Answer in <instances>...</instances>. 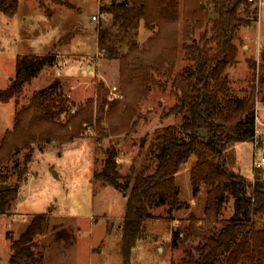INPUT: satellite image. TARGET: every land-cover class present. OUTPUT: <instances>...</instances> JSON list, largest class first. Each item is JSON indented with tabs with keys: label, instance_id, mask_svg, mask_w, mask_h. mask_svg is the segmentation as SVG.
<instances>
[{
	"label": "trees",
	"instance_id": "obj_1",
	"mask_svg": "<svg viewBox=\"0 0 264 264\" xmlns=\"http://www.w3.org/2000/svg\"><path fill=\"white\" fill-rule=\"evenodd\" d=\"M210 1L217 16L210 21V30H205L199 39L192 34L201 30L208 19L201 0H122L100 7L102 13L116 19L112 26L98 28V44L101 57L119 61L121 98L109 102L105 110L108 90L99 82L96 97L73 108L62 90V81L55 79L35 92L29 104L17 109L12 128L5 131L0 141V216L17 200L15 186L22 181L35 146L45 147L53 142L68 145L83 138L87 127L94 123L100 132L128 135L135 130L139 104L150 96L154 86L162 88L170 82L176 101L165 115L183 114V123L153 132L150 146L158 160L156 169L148 174L140 171L122 176L117 162L119 150L109 145L101 147L102 168L94 172L96 181L127 194L121 226L125 263L129 264L133 248L145 237L144 221L159 218L153 214L155 209L167 207L168 219H176L175 212L182 209L176 175L194 159L190 168L192 195L198 197L205 186L206 202L202 218L191 216L183 230L176 227L172 231L173 248L192 237L199 241L194 248L185 250L179 264H264V179L257 178L248 195L247 178L234 168V146L251 143L255 135L257 93L253 86L248 96H234L227 76V70L238 62L236 39L244 22L240 10H247L252 1ZM18 9V0H0V10L7 17H14ZM116 21L122 27V37L112 30ZM142 22L151 35L144 43L129 41L126 51H122L125 36L137 31ZM71 37L68 34L60 42H69ZM181 48L191 65L175 73ZM56 62L57 56L52 53L18 55L14 77L6 89L0 90V101L17 99L26 84ZM260 81L264 83L263 76ZM181 133L185 137L181 138ZM146 139L142 138V144ZM18 150L27 153L16 183L11 184L10 174L3 172L2 167L15 160ZM4 186L11 188L2 190ZM229 200L233 202L232 214L222 220V207ZM47 223L45 215L32 218L12 242L9 264H30L35 260L34 240L44 234Z\"/></svg>",
	"mask_w": 264,
	"mask_h": 264
},
{
	"label": "rangeland",
	"instance_id": "obj_2",
	"mask_svg": "<svg viewBox=\"0 0 264 264\" xmlns=\"http://www.w3.org/2000/svg\"><path fill=\"white\" fill-rule=\"evenodd\" d=\"M62 1L65 4L55 0H18V12L12 18L0 10V90L10 85L18 55L52 53L57 56L56 64L26 84L17 99L0 101V141L5 131L12 128L17 109L29 104L35 92L55 79L62 81V90L73 108L95 98L99 82H103L108 90L105 110L109 102L121 98L119 61L99 55L98 28L112 26L116 20L112 14L102 13L100 7L122 0ZM251 1L247 10L244 7L240 10L244 22L236 39L238 62L227 70V76L231 93L236 97L248 96L255 86V113L261 122L258 128L264 135V83L260 81L264 77V0ZM201 6L206 9L208 19L201 30L192 34L196 39L205 30H210V21L217 16L210 0H201ZM93 16L98 19L94 20ZM112 30L122 37L119 22L116 21ZM68 34H72L69 42H60ZM150 35L142 22L137 31H130L123 37L122 51H126L129 41L134 39L144 43ZM190 65L181 48L174 72H181ZM161 82L165 83V78ZM115 87L120 96L113 94ZM175 101L170 82L162 88L154 86L150 96L139 104L135 117L137 124L130 134L112 136L108 131L100 132L94 123L87 127L83 138L68 145L53 142L45 147L35 146L32 160L18 184L17 200L6 214L0 216V264H9L12 242L37 215L47 216L48 223L44 234L35 237L32 248L35 260L30 264H126L121 250V226L127 194L94 179V172L102 168L100 149L116 146L122 176L154 171L158 160L150 146L153 132L170 125L180 127L183 123V114L165 115ZM106 123H103L105 127ZM180 136L185 137L184 133ZM234 151L237 158L234 168L247 178V182L252 181L251 143H237ZM26 153L18 150L15 160L2 167L3 172L10 174L11 184L16 183ZM193 161L183 165L176 177L182 203V209L175 212L177 225L168 219L167 207L155 209L153 214L159 218L144 221L145 237L133 248L129 264H179L185 250L198 244V239L192 237L173 248L170 239L173 229L183 230L191 216L203 217L207 187L203 186L194 199L190 182ZM16 164L19 167L16 168ZM232 206V200L223 205L222 220L230 218Z\"/></svg>",
	"mask_w": 264,
	"mask_h": 264
},
{
	"label": "built area",
	"instance_id": "obj_3",
	"mask_svg": "<svg viewBox=\"0 0 264 264\" xmlns=\"http://www.w3.org/2000/svg\"><path fill=\"white\" fill-rule=\"evenodd\" d=\"M94 20H97V16H93ZM114 89V95L120 96L118 93H116L117 89L116 87ZM256 123V130L253 140L251 141L252 145V176L253 180L247 182L248 187V195H251L253 185L255 183V180L260 177V179H264V135L260 132V129L258 128V123L260 122V119L258 116H256L255 119Z\"/></svg>",
	"mask_w": 264,
	"mask_h": 264
},
{
	"label": "water",
	"instance_id": "obj_4",
	"mask_svg": "<svg viewBox=\"0 0 264 264\" xmlns=\"http://www.w3.org/2000/svg\"><path fill=\"white\" fill-rule=\"evenodd\" d=\"M203 136H206V132H205V134H203ZM10 188H11L10 186H4V187H2V190H7V189H10ZM15 188L17 189L18 185H16Z\"/></svg>",
	"mask_w": 264,
	"mask_h": 264
},
{
	"label": "crops",
	"instance_id": "obj_5",
	"mask_svg": "<svg viewBox=\"0 0 264 264\" xmlns=\"http://www.w3.org/2000/svg\"><path fill=\"white\" fill-rule=\"evenodd\" d=\"M176 177H177V175H176ZM195 199V198H194ZM172 222L173 223H176L175 225H177V222H178V220L177 219H175V220H172ZM172 225H174V224H172ZM172 238V236H170V239Z\"/></svg>",
	"mask_w": 264,
	"mask_h": 264
}]
</instances>
